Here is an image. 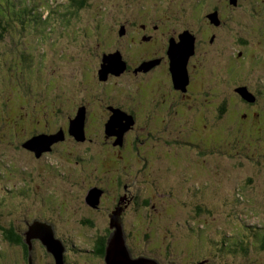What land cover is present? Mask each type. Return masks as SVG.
I'll use <instances>...</instances> for the list:
<instances>
[{"label": "rangeland", "instance_id": "374dc122", "mask_svg": "<svg viewBox=\"0 0 264 264\" xmlns=\"http://www.w3.org/2000/svg\"><path fill=\"white\" fill-rule=\"evenodd\" d=\"M57 1L64 7L70 5L68 0ZM186 3L90 0L67 26L51 25L52 31L48 27L34 33L20 30L17 23L4 33L5 41L21 39L36 57L43 56L24 69L20 56L3 53L8 47L5 41L0 45V262L24 264L18 245L9 240L5 228L14 222L18 229H27L25 221L32 222L36 216L51 218L57 234L74 245L72 252H90L86 250L96 237L111 230L109 214L113 215L125 195L127 206L119 217L125 221H121L122 228L132 258L143 254L158 258L161 264H264V247L257 236L264 230V99L248 111L241 108L230 81L219 80L214 87L210 60V65L204 63L207 71L199 73L201 83L205 80L208 85L206 94L191 93L190 104L197 108L194 113L174 107V112L181 114H171V106L151 107L153 99L144 108L138 97L140 93L150 95L145 88L154 87L151 80L140 87L143 75L125 72L127 68L119 75L112 73L107 82L108 78H99L105 53L119 49L130 66H137L144 57L142 44L125 35L123 29L142 30L140 22L158 23L162 28L181 5L188 8ZM47 31V40L42 43L40 36L45 37ZM15 44L10 42L9 46ZM247 49L254 56L245 65V72L256 79L263 68L255 72L261 66L256 60L259 50L254 46ZM217 53H206L215 56L216 72L221 68L216 63L223 60ZM83 103L92 113L85 123V140L68 135L41 156L24 148L22 143L33 133L66 129ZM119 103L125 109L135 108L138 115L123 135L122 144H115L117 137L105 134L103 121L111 112L107 106ZM223 103L227 111L220 113L218 107ZM149 108L158 115L148 112ZM204 123L208 125L204 127ZM231 129L239 131L238 136L240 132L244 135L240 142L237 137L234 140L238 142L232 141ZM148 130L156 138L143 139L145 147L139 142L134 149L131 142L147 136ZM169 136L198 139L205 146L222 137L226 141L203 158L199 156L201 147L181 144L183 147L166 148L163 138ZM99 185L106 191L93 207L86 197L91 187ZM142 200H149V204H141ZM199 206H203L201 210ZM36 245V264L54 263L52 253L39 239ZM69 259L70 264H106L97 254L89 259L86 254H71Z\"/></svg>", "mask_w": 264, "mask_h": 264}, {"label": "flooded vegetation", "instance_id": "af4514ba", "mask_svg": "<svg viewBox=\"0 0 264 264\" xmlns=\"http://www.w3.org/2000/svg\"><path fill=\"white\" fill-rule=\"evenodd\" d=\"M186 1L189 3L188 8L185 10L183 8L184 6L181 5V12L179 9L177 13L168 16V21L166 24H164V26H162V28L158 23L140 22L139 26L143 31L135 28H132L133 31L131 29H123L125 35H128L132 38H137L143 46L142 50H144V57L141 58V62L137 66H130L127 61V69L125 72L131 71L135 76L142 74L143 78L139 79L140 85L146 84L148 80H151L149 84L151 83V85L154 87L145 88L149 91L150 95L144 96L140 93L138 98H140L141 104L146 106V104L150 103L149 101L153 99L150 103V106L153 107L154 105L156 108H161L165 102L163 97L164 95L169 96L168 99H171L172 94L175 95V97L181 95L183 99L190 100L192 97V92L205 93V87L208 85H206L205 80L203 83H201L202 79L200 78L201 76L199 73L207 71L204 70V63H208L209 65L212 63V67H210L212 74L209 75L210 77H213L211 81L213 82L214 87L218 85L219 80H221L223 83L230 81V87H232V90L235 92L236 100L239 101L240 107L248 111V109L252 108L256 102L264 99V0ZM139 26L137 25V27ZM148 29L150 30L149 32L147 31ZM184 32H186V34H188L193 39L194 48L187 60L188 82L183 90L181 88H176L173 82L172 73L170 71L169 46L172 42H179L181 40L180 36ZM248 46H254L259 50L260 54L256 57V60L257 64H260L261 66L256 67L255 72L257 73V70H259L261 67L263 68L261 73H257L260 74V76H255L256 79H254L253 75H250L251 73L245 72L247 69V66L245 65H248L251 61V58L254 56V54L250 56L252 49L250 48V53L247 49ZM212 50H214L216 54H218L217 52H220L223 58V60L216 63L218 64V67H221L218 72H216L215 68H213V66L215 67V56L212 57L206 55V53H209ZM116 51L120 50L117 49L115 51H110L109 53ZM209 60L211 61L210 63ZM143 64H146L145 68H141ZM253 65L254 64H252V66ZM153 72L155 75H157L155 78L151 77L148 79L149 76H145ZM112 77L113 75L110 74L106 82ZM153 80L155 83H153ZM155 85L159 89H156ZM140 87L144 88L145 85H141ZM218 89H220V87ZM141 91L144 93V89ZM161 94L162 96H160ZM175 102L176 99H174V101L171 99L169 106L173 107ZM111 105L116 106L119 104H109L107 106L108 110ZM253 114L255 115V113ZM242 115L244 117L247 116V112H244ZM87 116L88 109L86 113V120ZM109 116L106 117V119L103 121V124H105ZM134 117V120L137 122V116L134 115ZM101 189L103 190V188ZM117 210L121 212V208H118ZM36 219L44 223L52 224L55 237H60V235H58L56 232L54 222H52L50 218L43 219L41 216H36L35 219H32V222ZM88 221L90 222L89 219ZM29 223L26 221L28 227ZM28 227L27 229H18L16 226V230L14 232L16 234V241L18 242H15V244L18 245L20 253H18V256L22 258L24 264H36L35 256L37 255L36 243L38 238L32 239V246L30 248L28 243L25 241ZM110 232L111 230L108 229L105 234L98 235L91 249L88 248L86 250L90 252L81 254L77 253V251H74L75 253L72 252V248L75 247L69 242V240H67V242H69V247H64L65 264H70L69 255L71 254H77L79 256L86 254L88 259L90 255L93 256L97 254L99 257L104 259L106 251L98 250V243H100L99 245L101 246L104 244V242L107 244V238ZM39 241L41 242L40 239ZM27 246L29 248H27ZM28 251L29 255L27 258L26 253ZM130 253L132 254L131 251ZM140 256L144 255L140 254ZM150 258V260H153L156 264H161L158 258ZM3 263L4 262H0V264ZM47 264H55V258L54 263L49 262Z\"/></svg>", "mask_w": 264, "mask_h": 264}, {"label": "water", "instance_id": "95a60500", "mask_svg": "<svg viewBox=\"0 0 264 264\" xmlns=\"http://www.w3.org/2000/svg\"><path fill=\"white\" fill-rule=\"evenodd\" d=\"M181 40L176 43H171L169 46L170 56V71L172 73L173 82L176 88L184 90L188 82L187 73V60L190 54L193 52L194 41L186 34H181ZM146 64H143L141 68H145ZM126 69V61L122 58L121 52L116 51L113 53H105L102 58L101 68L99 69V77L104 80L107 79L109 74L119 75ZM112 113L105 124V132L107 135H114L117 137L115 144H122L123 135L133 125L134 118L131 114L127 113L119 107H111ZM86 107L80 106L74 117L70 118L69 133L73 135L77 140L83 141L86 139L85 134V120H86ZM64 139V131L61 129L55 134L40 133L32 136L26 140L23 145L29 150L35 152V155L41 156L43 151L50 150L52 144L55 141ZM103 190L99 187H92L86 197V201L93 207H96L100 202V196ZM119 208L124 211L127 206V200L124 197H120ZM113 215L110 217V229L111 233L107 238V244L105 247V262L106 264H156L151 258H144L138 256L132 258L129 248L126 243V236L123 231L122 220L119 217L120 211H112ZM25 221V220H24ZM26 223V221H25ZM115 227V230H112ZM38 238L43 245L47 248L48 252H51L55 258V264H65L64 261V247L62 246L60 239L55 237L54 228L52 224L44 223L40 220H34L29 224L26 232V242L29 247L32 246V239ZM175 264L174 262H169ZM32 264V263H31Z\"/></svg>", "mask_w": 264, "mask_h": 264}, {"label": "trees", "instance_id": "16d2710c", "mask_svg": "<svg viewBox=\"0 0 264 264\" xmlns=\"http://www.w3.org/2000/svg\"><path fill=\"white\" fill-rule=\"evenodd\" d=\"M28 1L29 0H0V45L2 43L6 42V45L8 47L6 48V50L3 53L19 55L20 58H21V63L24 64V67H23L24 69L25 68L30 69L29 67L33 66L35 60H36V63H38L39 58H42L43 54L42 53H41L42 55L38 54L40 52L38 50L37 51L38 55L36 57V52L34 54V53L30 52V50L27 47H24V44H27V42L25 41L24 43H22L23 40H21V39L18 40V41H15L12 38L11 41H10V42H13L14 44L15 43H21L22 44L21 46L18 47L16 44L12 45V46H9L10 42L5 41L6 38L4 36L5 35L4 33L9 32L12 29H14V27H15V25L17 23L20 24V27H21L20 30L31 29V30H33L32 32H34V30H35L36 33L37 32H39V33L40 32H44V31H46V29L48 27H50V30L52 31L53 28L56 27V26L59 27L62 24H65L67 26L70 23L71 19L75 18L76 13H78V11L80 9L85 8L88 4H90V0H68V4H70V5H68L67 7H64V5L60 4L57 0H31V1H29L30 3ZM53 21H54V23L52 24ZM51 25H53V28H52ZM63 28H65V27H63ZM47 34H49V31L45 32V37H42V36L39 35L42 43L47 40V36H48ZM36 41L40 42L38 37L36 38ZM1 52L2 51H0V55H1ZM124 60L127 63L128 60H126L125 58H124ZM39 62H40V60H39ZM42 86L43 85H41V87ZM160 96H162V94ZM163 97H164V101L165 102L163 103L161 109H164V106H167V105H168L167 107H169V102H171V99L173 101H174V99H176V102L173 104L174 106H173V111L171 112V114H177L178 115L179 112H180V111L174 112V107H178V108L180 107L181 110L184 109V108H186V109L189 108L188 110H190V112H193V113L197 111L196 110L197 108H195L193 106V104L192 105L190 104V102H192V101L189 100V99H183L181 97V95H178L177 97H175V95L172 94L171 99H168L169 96H166V95H164ZM204 104L205 103H203V105ZM82 105H84L86 107V111H87L88 105L83 103V104H80V105L77 106L76 113H77L79 107L82 106ZM190 105H191V107H190ZM192 106H193V108H192ZM111 107H119L121 109H124V111H127V113H133V114L135 113L134 114L135 116L138 115V112H137V110L135 108L128 106L129 108L125 109V107H124V105H122V103H119V105H116V106L115 105H111L109 107L110 111H111V109H110ZM144 108H146V106ZM218 110H219L220 113H223L224 111L225 112L227 111V108L225 107V104H222V105H220L218 107ZM149 111H153V110L151 108H149L148 112ZM90 112L91 111L88 110V116L92 115V113H90ZM139 112H140V110H139ZM111 113H112V111H111ZM150 113H152L153 115L154 114L158 115V113H156V112H150ZM75 114H74V116H75ZM133 114H131V115L135 119ZM180 114H181V112H180ZM150 119L152 120V118H150ZM164 120L165 119H162V121H164ZM106 122H105V124H106ZM147 123L150 124V122H148V121H147ZM202 125L204 127H206L208 125V123H204ZM61 129L64 131V139L68 135H71L69 133V122H68V125H67L66 129H64L63 127H59V131ZM230 132L232 134V141L234 143L238 142V140L240 142L243 139L244 135H242L241 132H240V136L237 135V133L239 131L231 129ZM40 133H45V134L51 135V134H55V133H58V132L52 133V132H44V131H42V132H39V133H36V134H40ZM36 134L33 133V135H31L29 138H31L32 136H34ZM105 134H106V132H105ZM146 135L147 136H144V137H141V138L140 137H135L134 138L135 140L133 142H131V144L134 146L133 147L134 149L137 148L136 145L138 146L139 142H141V143L144 142L143 139L149 140V139L156 138V136H154L153 132H151L149 130H148V132H146ZM224 135H226L228 137V134H224ZM236 137L238 138V140H234V138H236ZM29 138H27V140ZM106 139H108V138L106 137ZM224 140L225 139L222 137V138H219L217 140L210 141V145L205 146L204 143L199 142L198 139L194 140V141H190V139H184V138H178V137H174V136H169L168 138H163V143L166 145L165 146L166 148H169V146H172V145L176 146V147H181L182 145L183 146H187V147H195V148L196 147H201L203 153L201 155L199 154V156L204 158V156L207 155L208 152L212 153V150L215 147H218V145L220 146L221 144L225 143ZM142 144H143L142 147L144 148L145 144L144 143H142ZM24 148H26V147H24ZM34 154H35V152H34ZM170 154H172V153H170ZM175 154H177V151H175L174 154H173L174 158H176ZM123 185L125 186V183H123L122 186ZM99 187L103 188V190L106 191V188L104 186L99 185ZM141 204H143V205L147 204L148 205L149 204V200H142ZM141 204H138V205L141 207ZM199 204H200V202H199ZM199 207H200L199 209L201 210V207H203V206H199ZM116 208L118 209L119 207L116 206ZM121 209H123V208H121ZM137 210L139 211L141 209L139 207H137ZM122 218H123V216H122ZM43 219H45V218H43ZM50 220H51V218H50ZM122 220H123V222H125L124 218ZM5 230H7L6 235L9 238L10 241H12L13 243L18 242V241H16V238H15L16 234H15L14 231L16 230V225H15L14 222L11 223V227L5 228ZM257 231H259V230H257ZM261 231L262 232H260L257 236H258L259 244L262 245V247H264V230H261ZM148 235L149 234L147 233L146 236H148ZM59 238H60V242H61L62 246L67 248V246H68L67 245V240L68 239L66 237L63 238L62 236H60ZM127 238H128V236H127ZM221 242L222 241H220V243H219L220 245H218L219 248H221L223 246V244ZM240 242L243 243V241L241 240V241L237 242V244L239 246H241L239 244ZM99 244L100 243H98V246H99L98 250L104 251L106 243L104 242V244L102 246L99 245ZM230 246H232V245H230ZM27 248H29V247L27 246ZM26 254H27L26 257L28 258L29 251ZM200 264H203V263H200ZM205 264H215V263L211 262V263H205Z\"/></svg>", "mask_w": 264, "mask_h": 264}]
</instances>
